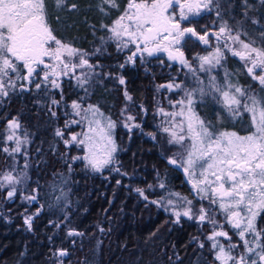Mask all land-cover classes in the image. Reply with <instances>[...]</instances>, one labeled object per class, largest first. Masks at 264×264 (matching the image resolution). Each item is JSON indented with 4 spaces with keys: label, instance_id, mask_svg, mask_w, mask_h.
Instances as JSON below:
<instances>
[{
    "label": "snow or ice",
    "instance_id": "obj_1",
    "mask_svg": "<svg viewBox=\"0 0 264 264\" xmlns=\"http://www.w3.org/2000/svg\"><path fill=\"white\" fill-rule=\"evenodd\" d=\"M54 2L57 8L67 6L69 10H75L78 7L76 3L66 5V0ZM242 3L244 9L241 15L244 19L230 24L224 17L232 18V5L229 3L225 11L221 8V0H129L125 11L110 26L101 24V28L110 33L108 40L101 38L102 45L114 41L118 51L129 50L125 64H135L137 59L143 63L146 58H158L163 53L170 62L187 69L186 75L190 74L195 81L194 87H187L183 81L159 85L158 88L169 91L179 89L183 96L174 103L170 102L174 111H165L163 107L157 111L165 117L160 130L168 135L167 142L184 148L183 156L179 159L168 157V164L183 170L197 199H207L210 207H196L193 200L179 192L168 191L158 200H149L145 189L138 187L134 190L146 202L170 212L174 223L179 224L182 218H187L201 225L208 224L211 231L204 236V241L209 243L218 264H264V227L257 224L258 218L264 214V97L229 83L231 73L225 67L226 53H230L244 62L247 75L264 86V46H255L256 41L249 36L245 22L260 25L258 39L261 41H264V25L248 15L247 0H242ZM97 6L105 14L106 6L118 7L115 0H99ZM203 15H214L216 19L198 29L193 21ZM188 40L210 49L206 55L195 54V66L184 51ZM101 52L102 49L98 47L91 55ZM125 64L120 67L123 68ZM41 65L43 68L38 72ZM97 67L98 63L90 62L88 52L54 35L47 23L46 0H0V100L8 97L10 92L30 91V86L34 84L36 90L42 87L59 90L60 99H51L50 105L51 108L60 107L64 103L63 78L74 79L76 88L83 90L85 95L65 105L70 109L65 116L74 118L66 119L63 128H56L55 135L61 138L66 149L76 146L83 151V155L72 156L71 162L84 161L86 168L101 172L117 163L115 154L118 145L114 139L116 122L106 116L99 105L86 101L91 94L89 89L93 86L94 77L100 76L95 72ZM77 69L87 71L77 73ZM217 70H223L224 83L211 75ZM201 73L208 77L207 82L200 78ZM117 79L120 85L126 83L123 76ZM124 96L126 101L132 100L127 90ZM206 98L219 105L221 113L229 119L250 114L251 131L244 135L236 131H221L212 121L201 117L196 106ZM139 107L142 113H146L142 105ZM127 110L125 105L121 110L122 115ZM51 115L56 117L57 114L51 111ZM221 118L217 114V119ZM135 120L136 117L131 114L124 115V127L129 132L141 127ZM73 126L81 127V131H72ZM21 129L18 117L8 120L4 141L6 145L10 142L11 146L0 148L9 156L25 157L23 169L19 172L13 167L0 173V189H7L8 200L17 196V185L30 179L27 173V146L31 141L26 131L21 135ZM149 135L156 138L154 133ZM64 155L67 157V153ZM68 170L71 171L70 164ZM112 170L120 171L118 167ZM123 175L127 176L128 173ZM157 186L166 188L162 179ZM152 187L148 185L149 189ZM39 198L38 182L37 187L31 189V194L21 195V199L29 204L38 202ZM55 199L57 204L64 199V206L67 207V193L62 191L61 196ZM211 206L219 210L224 216V223L234 230L238 238L236 242L224 230V224L215 219L217 213ZM43 208L41 204L32 215H24L28 230L32 229L34 217ZM67 220L65 214L64 221ZM99 231L104 232L105 229L99 227ZM66 235L76 237L84 233L69 228ZM222 239L228 242L227 247ZM193 240L198 247H205L204 241L198 237H193ZM52 255L57 264H63V258L69 255V251L58 248Z\"/></svg>",
    "mask_w": 264,
    "mask_h": 264
},
{
    "label": "trees",
    "instance_id": "obj_2",
    "mask_svg": "<svg viewBox=\"0 0 264 264\" xmlns=\"http://www.w3.org/2000/svg\"><path fill=\"white\" fill-rule=\"evenodd\" d=\"M126 1L115 0L119 7L106 6L105 14L97 6L99 0H66V5H78L75 10H69L67 6L57 8L54 0H46L47 21L55 35L88 52L90 62L99 64L95 72L100 76L94 77L93 86L89 89L91 94L86 101L99 105L116 122L117 163L95 172L86 168L84 161L71 162L72 156L83 155V151L76 146L66 149L61 138L55 135L56 128H63L66 119L74 118L65 116V112H70L65 105L85 95L83 90L76 88L74 79L63 78L64 103L60 107L51 108L50 105L51 99H60L59 90L43 87L36 90L34 84L30 91L10 92L8 97L0 100V148L11 146L10 142L5 144L4 137L7 135V121L13 117H18L22 124L21 135L26 131L31 141L27 146L30 179L17 185V196L12 200L6 199L7 189H0V264H57L52 253L58 248L69 251V255L63 258V264H218L209 243L204 241V236L211 231L208 224L201 225L187 218H182L179 224L174 223L170 212L146 202L134 190L138 187L145 189L149 200H158L168 191L179 192L193 200L196 207H210L207 199H197L183 170L168 164L167 158L176 145H167L166 135L158 126L160 115L157 109L169 106L168 95L171 93L175 100L183 96L179 89L170 92L158 86L183 81L187 87H194L191 75H186L185 68L160 58L149 57L143 63L137 59L135 64H125L126 50L118 51L114 41L101 44V38L108 40L110 35L101 28V24L110 25ZM229 3L232 5V18L227 15L224 18L230 24L243 20L242 0H221V8L227 11ZM247 3L248 15L264 25V0H247ZM215 19L214 15H203L193 23L199 29ZM245 28L256 41L255 46H264V41L258 39L260 25L246 21ZM98 47L102 52L91 55ZM209 50L193 40H188L184 47L194 66L197 63L193 59L195 54H206ZM226 56L225 67L231 73V82L251 92L259 89V83L247 75L243 61L230 53ZM121 64L125 66L121 68ZM80 71L87 69H77V73ZM219 72L221 70L211 75L221 76ZM119 76L124 77V85L119 84ZM200 78L206 81L208 77L201 73ZM125 90L132 96L131 101H126ZM205 100L217 106L211 99ZM201 104L196 106L198 114L213 123L219 121L220 128L239 133L251 131L243 129V124H251L250 114L244 113L229 123L224 114L226 117L222 120L214 118L215 112H221L220 107L214 111L211 107H201ZM125 105L128 110L124 115L135 116V123L141 125L131 132L124 127L121 110ZM140 105L147 110L146 113H142ZM50 108L56 112V117H52ZM71 130L81 131V127L73 126ZM149 133H154L156 138L153 139ZM24 159L23 155L12 157L0 151V173L12 169L16 162L19 172L23 169ZM69 164L71 171L68 170ZM114 167L120 171L112 170ZM125 172L127 176L123 175ZM161 179L166 184L165 189L157 186ZM37 182L40 186L38 202L29 204L22 200L21 195L31 194ZM150 184L153 185L151 189L148 188ZM62 191L67 193V207L64 199L56 203L55 198L61 196ZM41 204L44 208L34 217L32 229L28 230L23 217L32 215ZM211 207L217 213L215 219L224 224V230L236 242L238 238L234 230L224 223L219 210ZM65 214L67 221H64ZM56 224L60 226L56 227ZM257 224L264 227V214L258 218ZM99 227L105 231H99ZM69 228L84 235L68 237L66 232ZM193 237L204 241L205 247H198ZM222 242L227 247L228 242L223 239Z\"/></svg>",
    "mask_w": 264,
    "mask_h": 264
},
{
    "label": "rangeland",
    "instance_id": "obj_3",
    "mask_svg": "<svg viewBox=\"0 0 264 264\" xmlns=\"http://www.w3.org/2000/svg\"><path fill=\"white\" fill-rule=\"evenodd\" d=\"M128 2H129V0H127L126 1V3L124 4V6H123V8L120 10V12L118 13V15L111 21V24H112V22L118 17V16H120L124 11H125V9H126V7H127V4H128ZM117 5H118V7H119V4L118 3H116ZM47 23L49 24V26L51 27V24L47 21ZM110 24V25H111ZM109 25V26H110ZM53 33H54V31H53ZM110 34V33H109ZM54 35H55V33H54ZM207 54V53H206ZM206 54H201V55H206ZM244 63V62H243ZM177 65H179V64H177ZM180 66V65H179ZM182 67V66H181ZM187 70V69H186ZM219 73H221V76H216L215 74H213V75H215L216 77H217V80L220 82V83H224V80H223V70H221V72H219ZM230 73V72H229ZM232 81V79H231V75L229 76V80H228V82L229 83H232V84H235V83H233V82H231ZM171 82H174V81H171ZM205 82H207V80L205 81ZM261 88V89H260ZM171 92V91H170ZM172 92H176V90H174V91H172ZM251 93H253V94H255V95H257L258 97H264V86H261V85H259V89H257V90H255V91H253V92H251ZM175 101H177V100H175L174 98H173V95H171V93L168 95V97H167V103L169 104V106L168 107H166L165 108V111H174L175 109L172 107V105L170 104V102H172V103H174ZM201 107H204V108H208V109H210V107L211 108H213V110L214 111H216V110H219V105H217V106H214L212 103H211V101H204L202 104H201ZM101 109V108H100ZM101 111L106 115V116H109V115H107L102 109H101ZM197 111V110H196ZM217 114H219V115H221V117L222 118H224V117H226V116H224L223 115V113H221V112H215V116H214V118H216L217 119ZM160 115V114H159ZM200 115V114H199ZM222 118L220 119V120H222ZM112 119V118H111ZM228 119V122L229 123H231V122H235V120L236 119H229V118H227ZM113 120V119H112ZM165 120V117H163L162 115H160V118H159V122H158V126H159V128H161V123H162V121H164ZM218 120V119H217ZM226 121V120H225ZM214 124H216L217 125V127H218V129L219 130H221V131H236L237 132V130H231V129H227V128H220V122L219 121H214ZM243 129L244 130H249V129H251V124H249L248 122L247 123H245V124H243ZM239 133V132H238ZM248 132H246V133H239V134H241V135H244V134H247ZM165 137H166V143H167V145H169L170 146V144L167 142L168 141V139H169V137H168V135L165 133ZM114 139H115V136H114ZM185 144H187V141H185ZM183 154H184V148L182 147V146H180V145H176V147H175V149L173 150V152H172V154H171V156L170 157H172V156H175L177 159H179L181 156H183ZM28 157V156H27ZM18 159V158H17ZM17 159H16V161H17ZM27 161H28V159H27ZM24 162H25V159H24ZM16 164H17V162H16ZM16 164H15V169L16 170H18V168H16ZM23 165H24V163H23ZM30 166V165H29ZM29 168V167H28ZM28 171V170H27ZM226 231V230H225Z\"/></svg>",
    "mask_w": 264,
    "mask_h": 264
},
{
    "label": "flooded vegetation",
    "instance_id": "obj_4",
    "mask_svg": "<svg viewBox=\"0 0 264 264\" xmlns=\"http://www.w3.org/2000/svg\"><path fill=\"white\" fill-rule=\"evenodd\" d=\"M125 50L127 51L126 54L129 55V54H130L129 50H127V49H125ZM133 50H134V49H133ZM158 58L170 62V61L167 59L166 55L163 54V53L159 54ZM46 62H47V61H46ZM171 63H174V62H171ZM174 64H177V63H174ZM42 68H43V65H41V66H40V69H38L37 71L40 72V70H41ZM38 80H39V78H37V81H38ZM31 86H32V85H31Z\"/></svg>",
    "mask_w": 264,
    "mask_h": 264
}]
</instances>
